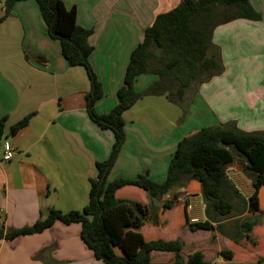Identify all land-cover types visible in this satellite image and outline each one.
Segmentation results:
<instances>
[{
  "label": "crops",
  "instance_id": "crops-1",
  "mask_svg": "<svg viewBox=\"0 0 264 264\" xmlns=\"http://www.w3.org/2000/svg\"><path fill=\"white\" fill-rule=\"evenodd\" d=\"M63 1L67 7H77L81 26L94 28L90 63L104 90L95 108L106 113L118 102L117 91L130 55L143 39L144 30L158 14L182 0ZM251 3L261 13L260 20L239 18L214 30L213 42L221 50L224 71L198 87L183 117L170 119L160 131L159 124L150 126L144 121L145 117L149 120L148 115L138 114L144 100L164 96L144 97L124 113L126 140L109 173L110 180L148 172L152 179L163 181L178 142L205 126L235 122L244 131H264V0ZM11 14L18 19L0 23V48L4 49L0 51V122L5 119L8 129L32 111L36 114L11 140L17 156L4 161L0 146V227L5 230L32 225L52 207L63 212L83 208L90 178L96 175L95 163L108 158L114 142L111 130L101 129L90 119L85 107L88 90L76 91L75 67L64 58L60 43L48 35L37 2L19 1ZM156 79L154 74H142L136 88L143 91ZM51 83L54 86L47 88ZM22 164L31 166L26 173L17 170ZM226 174L244 198L252 195L251 179L241 163L228 165ZM176 192V198L173 194L164 198L175 201L160 209L159 223L148 220L143 224L141 231L147 238L182 239L185 259L200 250L212 264H264L263 220L251 233L255 242L232 240L230 219L212 222L214 230H192L186 217L190 221L208 219L200 187L191 182ZM116 197L151 203L147 192L133 185L119 188ZM259 197L263 211L264 187ZM81 229L80 223L56 221L39 233L1 239L0 264H105L84 243ZM201 231L210 235L205 244ZM222 239L226 249L234 252L230 260L219 255L222 246L214 247ZM210 251L212 256H208ZM173 258L171 252H152L155 264H171Z\"/></svg>",
  "mask_w": 264,
  "mask_h": 264
},
{
  "label": "trees",
  "instance_id": "trees-1",
  "mask_svg": "<svg viewBox=\"0 0 264 264\" xmlns=\"http://www.w3.org/2000/svg\"><path fill=\"white\" fill-rule=\"evenodd\" d=\"M19 1L22 0H0L5 11L0 23ZM35 1L48 35L60 43L68 64L84 67L90 82L85 94L86 111L93 123L113 132L114 142L108 158L95 163L96 175L90 178L89 202L82 210L63 212L52 207L32 225L8 230L0 227V240L42 232L56 221L80 223L82 240L94 257L105 264H155L153 251L173 253L171 264H212L200 250L185 259L182 255L184 241L180 238H147L141 231L148 220L159 223L163 205L173 204L174 199L164 200L167 195L173 194L176 198L179 195L176 190L194 182L200 187L208 219L193 223L186 217L192 230H214L212 222L230 219L232 240L255 242L251 233L260 219L264 221L259 197L264 187V131H244L235 122L205 126L178 142L163 181L152 179L148 172L135 178L109 179L126 140L124 113L144 97L164 96L182 109L183 117L198 87L224 71L221 50L213 42L214 30L239 18L261 19V13L251 0H182L170 11L158 14L132 51L123 84L117 91L118 102L106 113H99L95 108L104 90L90 63L94 50L90 36L94 28L81 26L77 7H67L63 0ZM142 74H154L157 79L140 91L136 81ZM33 115L27 114L8 129L2 119L0 137L5 130L17 134L28 126ZM236 161L243 165L252 182L254 191L248 199L239 193L226 174L228 165ZM126 185L143 188L151 199L150 205L116 197V191ZM187 206L185 200V208ZM219 255L230 260L234 252L224 249Z\"/></svg>",
  "mask_w": 264,
  "mask_h": 264
},
{
  "label": "rangeland",
  "instance_id": "rangeland-1",
  "mask_svg": "<svg viewBox=\"0 0 264 264\" xmlns=\"http://www.w3.org/2000/svg\"><path fill=\"white\" fill-rule=\"evenodd\" d=\"M0 4H1L0 5V18H2L4 16V14H5L4 3L2 2ZM11 15L12 14H10L8 17H5V19H18L17 16H11ZM3 50L4 49L0 48V51H3ZM73 67H75L74 69H75V76H76V78H75V87L77 86L79 88V90L76 89V91L78 93H80V92H82L84 90L85 91L89 90L90 82H89V79H88V76H87V73H86L84 67H82V66H78V67L77 66H73ZM58 80H59V78H58ZM53 86H54V84L51 83V85H49V87H47V88H52ZM45 91H46L47 94L51 95V93H49L46 89H45ZM54 91H55V88H54ZM77 92H76V98L80 99L79 94H77ZM150 97H152V96H150ZM142 105L143 106H140L141 108H138L139 109L138 110V112H139L138 114L139 115L140 114L148 115L149 120H147V118L145 117L144 121L146 123H148L150 126H152V123L159 124L160 125V131H163V130H165L167 128L166 125L168 124L167 122L170 121V119L174 118V120L176 119V121H178V118L180 116H182V109L178 105L168 102L164 97L163 98L162 97H154L152 100H147L146 99V100H144V104H142ZM166 105L169 108L166 107ZM31 113H34L33 116H35V114H36L34 111H32ZM33 116L30 118V120L33 118ZM29 123H30V121H29ZM17 134L12 135L11 133L8 132L7 135H6V139L11 143V140ZM15 156H17V154H14V157ZM6 162H8V161H6ZM28 167H31V166H29L27 164H22V165H20V167L17 166V170L20 171V173H26L25 170H27ZM48 176H50V175L47 174V177ZM89 190H90V188H89ZM88 202H89V191H88V201H87L86 205L88 204ZM83 208L74 209V210H82ZM239 209L240 208H238L237 210H239ZM64 212H68V211H64ZM261 220H263V219H261ZM230 222H232V221H230ZM199 236H201L203 238L202 244H205L207 242V239L209 238L210 235L207 232L201 231V232H199ZM221 246L224 249L227 248L226 244H225V239H222V240L214 243V247H221ZM208 256H212V252L211 251L208 252ZM244 264H255V263H244Z\"/></svg>",
  "mask_w": 264,
  "mask_h": 264
},
{
  "label": "built area",
  "instance_id": "built-area-1",
  "mask_svg": "<svg viewBox=\"0 0 264 264\" xmlns=\"http://www.w3.org/2000/svg\"><path fill=\"white\" fill-rule=\"evenodd\" d=\"M7 131L5 130V132L1 135L0 137V146L2 147L3 150V156L2 159L4 161H10L14 158V149L11 145V143L6 139V135H7ZM198 219L197 218H192L191 222H197Z\"/></svg>",
  "mask_w": 264,
  "mask_h": 264
}]
</instances>
